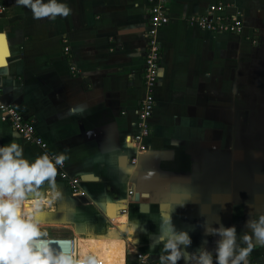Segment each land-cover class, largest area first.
<instances>
[{"label":"crops","instance_id":"1","mask_svg":"<svg viewBox=\"0 0 264 264\" xmlns=\"http://www.w3.org/2000/svg\"><path fill=\"white\" fill-rule=\"evenodd\" d=\"M164 1L171 19L158 33L161 73L147 139L151 153L144 156L132 140L136 110L147 93L153 1L65 0L71 14L51 20L34 19L16 0H0L6 8L0 33L10 52L0 67L2 100L35 122L83 189L73 194L56 171L50 186L45 182L24 202L44 200L32 214L42 233L76 236L83 254L106 264H140L138 252L160 261L161 247L151 244L155 235L169 232V214L177 228L189 231V252L214 251L216 237L205 234L206 226L235 225L240 234L250 231V218L264 214V0ZM220 1L226 14H241L242 34L203 30L187 20ZM213 124L226 131L228 124L236 125L234 183L213 189L206 170L199 179L188 174L189 182L171 179L172 193L160 197L171 203L167 211L142 193L139 200L130 195L139 179L146 186L144 179L185 172L162 161L194 155L188 142L210 147ZM13 141L26 158L41 155L0 114V144ZM248 264H264V246L254 245Z\"/></svg>","mask_w":264,"mask_h":264},{"label":"clouds","instance_id":"2","mask_svg":"<svg viewBox=\"0 0 264 264\" xmlns=\"http://www.w3.org/2000/svg\"><path fill=\"white\" fill-rule=\"evenodd\" d=\"M18 6L31 10L34 19L65 18L71 8L65 0H16ZM63 157L41 154L34 159L24 156L23 147L13 141L0 144V264H65L62 254L53 247H41L42 233L33 218L23 211L27 196L50 186ZM165 222L168 233H158L151 248L161 247L160 264H248L254 245L264 246V214L250 218V231L238 234L235 225L205 228V234L216 237L215 249L198 248L189 252L192 237L179 229L169 214ZM205 243H207L205 241Z\"/></svg>","mask_w":264,"mask_h":264},{"label":"built area","instance_id":"3","mask_svg":"<svg viewBox=\"0 0 264 264\" xmlns=\"http://www.w3.org/2000/svg\"><path fill=\"white\" fill-rule=\"evenodd\" d=\"M150 8L149 27L147 36V52L145 57L144 84L147 90L140 106L136 110L138 117V131L133 137V145L139 154L150 152L151 148L147 139L151 136L153 128L151 119L156 107V88L161 73V55L162 46L158 39V33L161 27L170 22V14L164 0H152ZM227 5L220 1L210 5L208 11L200 15L188 16L191 25L197 26L203 30L212 32H227L233 34H242L244 23L241 14H226ZM5 6L0 3V14L5 11ZM69 50V46L66 47ZM0 114L1 118L11 124L26 141L35 144L41 150V154H47L50 158L60 156L49 149L48 143L38 133L35 122L27 118L17 107L5 103L2 100L0 92ZM137 163V158L132 160ZM59 177L68 185L73 194H83L81 187V178L72 176L67 167V161L63 157V164L56 168ZM131 193V191H130ZM127 210L124 209L125 213ZM41 247H53L61 252L65 264H106L103 259L90 253L83 254L80 247L79 238L69 235L44 234ZM140 264H160V261L154 260L144 252L137 253Z\"/></svg>","mask_w":264,"mask_h":264},{"label":"rangeland","instance_id":"4","mask_svg":"<svg viewBox=\"0 0 264 264\" xmlns=\"http://www.w3.org/2000/svg\"><path fill=\"white\" fill-rule=\"evenodd\" d=\"M209 128H210L211 133H212L211 134V138L213 139V141H212L211 146L207 149V151L210 150V152H215L217 150H220L222 145H223L222 148H226L227 150H234L235 149V146L237 145V143H236L237 128H236L235 124H228L227 125V131L225 130L224 126L220 125V124H218V125L213 124L212 126H209ZM222 138L224 140L223 143H222ZM189 143L190 142H188L189 146H187V147L189 149L190 148L193 149L192 151H197L198 149H202L198 142H196V143L192 142L193 143L192 145H191V143L190 144ZM203 151H205V150L203 149ZM206 152H204L203 154H207ZM195 155H196V153H194V155H193L194 158H191L192 161H193V165H195V166L191 165L192 162L188 158H183L182 159V157H183L182 155H181V157L179 159H177L178 161H176V162L173 161L174 163H169L167 161H164V162L162 161V165L169 166V164H171L172 166L174 165V166H177V167L181 168L182 170H186L185 172H181L180 174H177L178 176L173 177V179H175L176 181L189 182L190 181L189 177H182V176H188V174H190V173L191 174H195L196 173L195 176L198 179V178H201V176L203 175V171L205 170L204 166H203V163L201 161H199ZM190 157H191V155H190ZM152 158L161 159L160 157H158V155L154 156V154L152 155ZM191 166H192V169H191ZM199 172L200 173L202 172V174H200ZM205 175L208 177L207 173H205ZM144 180L146 182H149L146 179H144ZM147 185H149V184H146V188H147ZM176 188L180 189V190H184L183 186H181V187L176 186ZM23 204H24V207H25V203H23ZM24 207H23V211H24Z\"/></svg>","mask_w":264,"mask_h":264},{"label":"flooded vegetation","instance_id":"5","mask_svg":"<svg viewBox=\"0 0 264 264\" xmlns=\"http://www.w3.org/2000/svg\"><path fill=\"white\" fill-rule=\"evenodd\" d=\"M223 142L224 140L222 138V143ZM222 147L220 148V150H217L215 152H210V150L207 151L209 147H203L202 149L194 151L196 153L195 156L197 157V159L203 163L204 169L206 170V173L208 175L207 179H209V182L211 183V185H213V189H216L219 186V183L224 185L231 184L234 183L236 179V149L227 150L226 148ZM203 149L205 151H203ZM204 152H206L207 154H203ZM180 154L183 156L182 159L188 158L192 162L191 165L195 166L193 165V161L191 159L194 158L193 155H191L190 157V155H187L185 153H178L177 155L179 157L176 155L174 162L178 161L177 159L181 157Z\"/></svg>","mask_w":264,"mask_h":264},{"label":"water","instance_id":"6","mask_svg":"<svg viewBox=\"0 0 264 264\" xmlns=\"http://www.w3.org/2000/svg\"><path fill=\"white\" fill-rule=\"evenodd\" d=\"M1 36L6 37L5 33H0ZM150 152H147L145 154H142L144 156H148L150 155ZM145 160L144 158L141 159V161ZM170 176L176 177L178 176L176 173L175 174H171ZM182 176V175H181ZM182 177H188V176H182ZM170 179V180H169ZM171 179H173L172 177H166V178H162L160 179H153L151 181H149V186H145V183L143 184L140 179L139 181H137V183L135 184L134 188L131 189V193L130 195L133 197L135 195L136 199L135 200H139V196L141 195V193L143 194V197H148L152 200V202L155 203H161V208L163 210H170V204L168 202H165L163 200L160 199L161 196L163 195H167V194H171L172 190H171V184L170 181ZM166 185V187H164V185ZM134 200V198H133Z\"/></svg>","mask_w":264,"mask_h":264},{"label":"bare ground","instance_id":"7","mask_svg":"<svg viewBox=\"0 0 264 264\" xmlns=\"http://www.w3.org/2000/svg\"><path fill=\"white\" fill-rule=\"evenodd\" d=\"M9 53H10L9 49H8L7 44H6V37L1 36L0 37V67L7 65V57L9 55ZM42 200L43 199H40V198L26 200L24 202L25 203V207H24L25 212L24 213L27 216L33 217L32 214H34V212L36 210H39L41 208V206H42L41 203L44 201V200L43 201ZM101 246L104 248V246H105L104 241L101 242Z\"/></svg>","mask_w":264,"mask_h":264}]
</instances>
